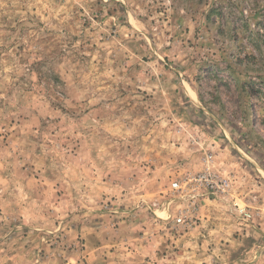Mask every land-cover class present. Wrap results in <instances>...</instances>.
<instances>
[{
    "label": "rangeland",
    "instance_id": "obj_1",
    "mask_svg": "<svg viewBox=\"0 0 264 264\" xmlns=\"http://www.w3.org/2000/svg\"><path fill=\"white\" fill-rule=\"evenodd\" d=\"M0 264H264V0H0Z\"/></svg>",
    "mask_w": 264,
    "mask_h": 264
},
{
    "label": "built area",
    "instance_id": "obj_2",
    "mask_svg": "<svg viewBox=\"0 0 264 264\" xmlns=\"http://www.w3.org/2000/svg\"><path fill=\"white\" fill-rule=\"evenodd\" d=\"M204 177H206V176H204ZM201 179H202V178H201ZM201 179H200V180H201ZM206 179H207V178H206ZM221 185H222L223 187H225V186H227L228 184H227V182H224V183H222ZM172 187H173V189H181V188H182L181 182L178 181V180L174 181V182L172 183ZM176 222H177V224H179V225H184L185 222H186L185 215H184L183 213L179 214V216H177V218H176Z\"/></svg>",
    "mask_w": 264,
    "mask_h": 264
}]
</instances>
